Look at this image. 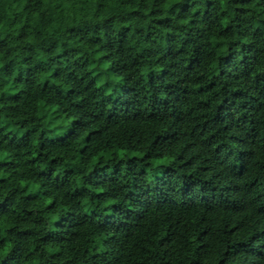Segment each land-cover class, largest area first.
<instances>
[{
	"label": "trees",
	"instance_id": "1",
	"mask_svg": "<svg viewBox=\"0 0 264 264\" xmlns=\"http://www.w3.org/2000/svg\"><path fill=\"white\" fill-rule=\"evenodd\" d=\"M0 264H264V0H0Z\"/></svg>",
	"mask_w": 264,
	"mask_h": 264
},
{
	"label": "rangeland",
	"instance_id": "2",
	"mask_svg": "<svg viewBox=\"0 0 264 264\" xmlns=\"http://www.w3.org/2000/svg\"><path fill=\"white\" fill-rule=\"evenodd\" d=\"M70 132H71V126L70 127H66L65 129H62V130L58 131L56 135L61 138L64 135L69 134Z\"/></svg>",
	"mask_w": 264,
	"mask_h": 264
}]
</instances>
